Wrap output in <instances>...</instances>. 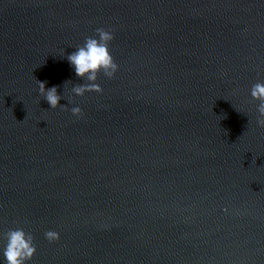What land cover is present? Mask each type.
<instances>
[{
	"label": "water",
	"instance_id": "obj_1",
	"mask_svg": "<svg viewBox=\"0 0 264 264\" xmlns=\"http://www.w3.org/2000/svg\"><path fill=\"white\" fill-rule=\"evenodd\" d=\"M98 28L118 71L76 96ZM256 83L264 0H0V264L16 228L26 264H264Z\"/></svg>",
	"mask_w": 264,
	"mask_h": 264
},
{
	"label": "clouds",
	"instance_id": "obj_2",
	"mask_svg": "<svg viewBox=\"0 0 264 264\" xmlns=\"http://www.w3.org/2000/svg\"><path fill=\"white\" fill-rule=\"evenodd\" d=\"M96 35L99 37H88L82 46L67 56L69 64L74 68L77 77L88 81L83 85H75L72 92L76 96H83L86 92L100 93L103 89L95 83L98 74L111 79L118 71V65L115 63L109 51V44L114 39L110 31L103 28L96 29ZM39 95L42 96L52 109L61 106L59 101L61 96L57 92V86L46 88L45 82L38 81ZM71 81L65 82V85ZM64 85V86H65ZM251 96L254 100L259 101L256 123L259 127L264 128V83H256L251 89ZM73 116L79 118L82 114L80 107L71 108ZM45 237L49 242L57 241L59 233L47 231ZM7 244L4 250V257L7 264H26L36 253L34 238L31 234L26 233L21 228L9 230L6 233Z\"/></svg>",
	"mask_w": 264,
	"mask_h": 264
}]
</instances>
